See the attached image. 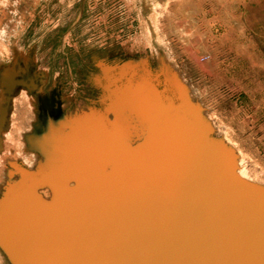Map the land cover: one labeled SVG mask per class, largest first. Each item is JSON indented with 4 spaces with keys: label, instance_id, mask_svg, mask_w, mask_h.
<instances>
[{
    "label": "rangeland",
    "instance_id": "obj_1",
    "mask_svg": "<svg viewBox=\"0 0 264 264\" xmlns=\"http://www.w3.org/2000/svg\"><path fill=\"white\" fill-rule=\"evenodd\" d=\"M261 203L264 0H0V264L264 263Z\"/></svg>",
    "mask_w": 264,
    "mask_h": 264
},
{
    "label": "bare ground",
    "instance_id": "obj_2",
    "mask_svg": "<svg viewBox=\"0 0 264 264\" xmlns=\"http://www.w3.org/2000/svg\"><path fill=\"white\" fill-rule=\"evenodd\" d=\"M198 146V145H197ZM214 152V151H213ZM216 157V156H215ZM221 158H223V156H220ZM219 157V158H220ZM218 160H220V159H218ZM223 161V160H222ZM225 165V164H224ZM224 172V171H223ZM235 182V181H234ZM238 185V184H237ZM230 187V186H229ZM238 187H239V185H238ZM245 187V186H244ZM242 188V187H241ZM197 190V189H196ZM233 190H234V188H233ZM198 191H199V189H198ZM203 191V190H202ZM205 191V190H204ZM237 191V190H236ZM206 192V191H205ZM209 192H210V190H209ZM211 192H213V191H211ZM241 192V191H240ZM252 193V192H251ZM204 194H206V193H204ZM210 194V193H209ZM213 194V193H212ZM229 194V193H228ZM228 194H226V195H228ZM176 195V194H175ZM185 195H186V191H185ZM214 195V194H213ZM253 195H256V193L255 194H253ZM181 196V195H180ZM183 196V195H182ZM231 196V195H230ZM216 197V196H215ZM233 197V196H232ZM241 197V196H240ZM258 197V196H257ZM180 198V197H179ZM217 198H219V197H217ZM230 198V197H229ZM234 198V197H233ZM232 199V198H231ZM257 199V198H256ZM261 199V198H260ZM179 200V199H178ZM226 200V199H225ZM228 200V199H227ZM235 200V199H234ZM252 200V199H251ZM261 200H263V199H261ZM229 201V200H228ZM255 201V200H254ZM44 202V201H43ZM244 202V201H243ZM257 202V201H256ZM47 203V202H46ZM177 203V202H176ZM234 202H232V204H233ZM259 203V202H258ZM42 204V203H41ZM248 204V203H247ZM252 204H253V202H252ZM256 204V203H255ZM254 204V205H255ZM261 204H263V203H261ZM264 205V204H263ZM41 206V205H40ZM135 206V205H134ZM42 207V206H41ZM68 207V206H67ZM217 207V206H216ZM222 207V206H221ZM227 207V206H226ZM45 208V207H44ZM68 210V209H67ZM252 210V209H251ZM36 211V210H35ZM64 211H66V210H64ZM63 211V212H64ZM69 211V210H68ZM67 211V212H68ZM174 211V210H173ZM177 211V210H176ZM34 212V211H33ZM179 212V211H178ZM66 214V213H65ZM181 214V213H180ZM29 215H30V212H29ZM52 215V214H51ZM212 215V214H211ZM232 215V214H231ZM31 216V215H30ZM99 216V215H98ZM176 216V215H175ZM179 216V215H178ZM178 216L177 217H175V218H178ZM229 216V215H228ZM238 216V215H237ZM210 217V216H209ZM250 217V216H249ZM53 217H51L50 218V214L49 215H46L43 219H38V220H32L31 222L30 221H25L26 222V224H27V229H26V233L32 238V240H34V239H37L38 237H42L43 239L45 238V236L46 235H48V234H51L50 236H53V238H55V237H58V238H62L63 240H68L69 241V239H70V237H71V234H73V232H74V229H73V227H72V224L68 221V222H66V223H60V222H57V221H55L54 219H52ZM186 218V217H185ZM194 218V217H193ZM199 218V217H198ZM204 218V217H203ZM248 218V217H247ZM236 219V218H235ZM103 220V219H102ZM122 220V219H121ZM183 220H184V218H183ZM232 219H230L229 221H231ZM93 221V220H92ZM104 221V220H103ZM228 221V220H227ZM233 222H234V220H232ZM90 222V221H89ZM30 223V224H29ZM110 224V223H109ZM247 225H248V223H246ZM259 224V223H258ZM23 225V224H22ZM178 225H179V223H178ZM257 225V224H256ZM94 226V225H93ZM207 226V225H206ZM234 226H236V225H234ZM263 226V225H262ZM261 226V227H262ZM180 227V226H179ZM185 227V226H184ZM183 227V228H184ZM249 227H250V225H249ZM248 226H244L243 225V229L242 230H244V233L245 234H250V236H251V233L253 232V228H249ZM255 227V226H254ZM186 228V227H185ZM236 228V227H235ZM239 228H241V227H239ZM263 228V227H262ZM182 229V228H181ZM180 229V230H181ZM252 229V230H251ZM186 230V229H185ZM241 230V229H240ZM256 230V229H255ZM258 230V229H257ZM262 231V230H261ZM263 231H264V229H263ZM17 232V231H16ZM208 232H209V230H208ZM258 232V231H257ZM180 233V232H179ZM185 233V232H184ZM255 233V232H254ZM258 233H260V232H258ZM262 233V232H261ZM206 234V233H205ZM165 235V234H164ZM235 235H237V236H239L237 233L235 234ZM257 235V234H256ZM225 236V235H224ZM150 237H152L151 235H150ZM179 237V236H178ZM245 237V236H244ZM253 237V236H252ZM263 237V236H262ZM233 238V239H232ZM230 239L232 240V242L234 243V245L237 247V248H239V249H241V250H244V247L245 246H243L242 245V242H240V241H238V240H236V239H234V237L233 236H231L230 237ZM253 239H254V237H253ZM157 240H159V239H157ZM251 240L252 239H250V242L248 243V244H250L251 243ZM254 240H257V239H254ZM263 240L264 239H262V242H263ZM228 241V240H227ZM247 241V240H246ZM248 241H249V239H248ZM259 241H260V239H259ZM171 242V241H170ZM169 242V243H170ZM173 242V241H172ZM261 242V241H260ZM158 243V242H157ZM262 244V243H261ZM17 245V244H16ZM162 245H163V247H164V249L165 248H167L168 249V245H167V243L166 242H162ZM264 245V244H263ZM121 246V245H120ZM118 244L116 245V244H106L105 245V247H104V249H105V253H106V255H108L110 258H111V260L115 263V264H154V263H151L149 260H142V261H137L136 260V257H135V255H133V254H128L127 252H125L124 250H123V248L122 247H120ZM159 246V245H158ZM232 246V245H231ZM249 246V245H248ZM38 249L41 251V252H44V253H48L49 252V249H50V245L47 243V244H45V243H40L38 246ZM199 248H201V246H199ZM144 249V248H143ZM147 249V248H146ZM203 249V248H202ZM202 249H200L201 251H203ZM235 249V248H234ZM29 249H27V246H24L23 244H19V245H17L16 246V252L18 253V255H19V257L21 258V260L23 261V263L24 264H45V261H47V260H45V259H42V262H39L38 260H35V258L32 256V254L28 251ZM253 250V249H252ZM156 251V250H155ZM207 251H208V249H207ZM86 252V251H85ZM129 252V251H128ZM146 252H148L147 250H146ZM157 252V251H156ZM199 252V251H198ZM71 253H74V252H71ZM102 253H104V252H102ZM130 253V252H129ZM187 253H189V252H187ZM200 253V252H199ZM207 253V252H206ZM205 253V254H206ZM61 254V253H60ZM70 254V253H69ZM88 254V253H87ZM190 254V253H189ZM50 255V254H49ZM188 255V254H187ZM196 255H198V253L196 254ZM200 255V254H199ZM195 256V257H186L187 258V260H184L183 258H182V256L180 257V258H176V259H173V258H170V260L168 261V262H166V264H228V261H225L226 259H222V257L220 258H218V257H216V256H209V257H205V255H203V257L202 256ZM57 256V255H56ZM76 256V255H75ZM91 256V255H90ZM98 256H100V255H98ZM50 257V256H49ZM48 257V258H49ZM77 257V256H76ZM164 257V256H163ZM252 257H253V255H252ZM80 258V257H79ZM104 258V257H103ZM156 258V257H155ZM243 258V257H242ZM92 259H93V257H92ZM94 259H96L95 257H94ZM100 259H101V257H100ZM99 258H98V260H100ZM105 259H106V257H105ZM109 259V258H108ZM143 259V258H142ZM252 259V258H251ZM245 260H246V258H245ZM249 260V259H248ZM60 261H61V259H60ZM247 261V260H246ZM50 262V261H49ZM78 262V261H77ZM67 263H68V261H67ZM76 263V262H75ZM106 263V262H105ZM108 263V262H107ZM111 263V262H110ZM261 263V262H260ZM260 263H256V264H260ZM263 263V262H262ZM261 263V264H262ZM69 264V263H68ZM156 264V263H155ZM264 264V263H263Z\"/></svg>",
    "mask_w": 264,
    "mask_h": 264
}]
</instances>
